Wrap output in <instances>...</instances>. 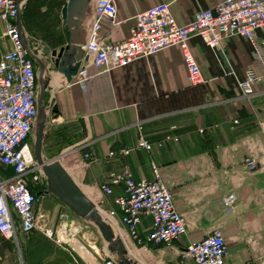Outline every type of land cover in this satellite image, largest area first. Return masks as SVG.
Listing matches in <instances>:
<instances>
[{"label": "crops", "instance_id": "0c3cea01", "mask_svg": "<svg viewBox=\"0 0 264 264\" xmlns=\"http://www.w3.org/2000/svg\"><path fill=\"white\" fill-rule=\"evenodd\" d=\"M219 1L117 0L114 23L102 21L100 34L107 42L126 40L134 17L159 3H168L176 21L185 25L198 11ZM20 14L25 29L22 10ZM2 32L0 22V56L10 47ZM260 36L264 38V31ZM189 45L203 76L196 85L187 79L177 45L124 66L89 68L92 76L80 82L73 77L67 81L58 72L53 50L50 57L41 55L46 64L43 102L48 114L41 156L49 164H59L128 254L142 264H193L190 258L182 260L181 251L215 228L226 238V264H264V83L251 95L239 88L252 64V42L229 37L210 47L193 34ZM138 119L147 120L144 129L149 140L156 142L166 134L177 140L155 144L150 152L133 149L128 155H110L134 145ZM246 157L257 159L256 170L245 167ZM151 162L159 167L187 224V232L170 244L144 242L148 217L138 228L142 239L138 242L119 214L109 215L116 208L113 197L123 191V183L112 184L111 177L128 169L136 179L152 178ZM39 170V182L26 177L39 194L34 205L36 227L31 234L18 232V244L21 240L28 247L35 243L59 247L40 248L38 259L26 253V264H100L109 258L111 250L93 220L78 215L50 190L41 193L47 180L41 166ZM102 184H110L112 194L104 193ZM23 234H30L27 240Z\"/></svg>", "mask_w": 264, "mask_h": 264}, {"label": "built area", "instance_id": "2783aa9c", "mask_svg": "<svg viewBox=\"0 0 264 264\" xmlns=\"http://www.w3.org/2000/svg\"><path fill=\"white\" fill-rule=\"evenodd\" d=\"M24 0H0V22L3 36L10 42L8 50L0 56V236L18 244V232L30 233L36 227L34 205L39 199L27 176L34 183L40 180L31 134L38 115L40 83L36 61L26 47L25 29L18 23V15ZM117 0H91L90 12L83 20L86 31L81 46L80 60L74 81L80 82L95 71L124 66L138 57L152 55L160 49L177 45L180 47L190 84L203 81L198 61L189 40L199 35L210 47H218L229 37H242L252 42V64L246 69L239 88L244 95H251L255 87L264 83V0H221L213 7L198 11L193 20L179 24L168 3H159L138 13L130 34L124 41L107 42L100 34L102 21L114 23ZM87 20V21H86ZM28 45V42H27ZM147 120L135 122L136 138L132 147H122L110 155H128L133 149L151 151L167 140H177L166 134L153 142L145 134ZM176 126H172V129ZM89 157L88 153L84 154ZM245 167L257 169V159L246 157ZM152 178L136 179L128 169L113 175L111 183H123V191L113 197L115 209L110 216L119 214L129 235L141 242L138 228L143 217L150 219V228L144 236L147 244H170L187 232L185 217L174 203L173 193L161 177L159 167L151 162ZM100 188L112 194L110 184ZM43 189L41 193L46 192ZM40 193V194H41ZM229 198V197H228ZM181 257L190 258L193 264H226L228 247L224 232L215 228L199 241L190 243L181 251ZM100 264H117L111 257Z\"/></svg>", "mask_w": 264, "mask_h": 264}, {"label": "water", "instance_id": "95a60500", "mask_svg": "<svg viewBox=\"0 0 264 264\" xmlns=\"http://www.w3.org/2000/svg\"><path fill=\"white\" fill-rule=\"evenodd\" d=\"M90 1L91 0H67L60 10L62 22L68 30L69 43L58 51L53 50L52 57L54 58L56 56L54 66H56L58 72L61 73L67 81H70L76 74L80 60L83 56L81 46L85 43L86 35L83 20L90 12ZM18 23L21 26L20 13L18 15ZM26 47L39 66L38 81L40 83V95L38 99L37 115V119H39L43 95L46 90V83L43 81L46 72V64L31 51L27 45V41ZM42 138L43 126L38 124L33 150L36 162L42 167L46 176L48 190L53 192L63 202L67 203L78 215L95 221L103 238L108 243V248L118 252L122 264H129L124 257L126 253L124 244L120 239H117L114 236L109 226L104 222L98 211L94 209L91 202L75 186L74 182L68 177L57 162L49 164L43 160L41 156Z\"/></svg>", "mask_w": 264, "mask_h": 264}, {"label": "rangeland", "instance_id": "374dc122", "mask_svg": "<svg viewBox=\"0 0 264 264\" xmlns=\"http://www.w3.org/2000/svg\"><path fill=\"white\" fill-rule=\"evenodd\" d=\"M66 1L65 0H24V4L22 7L24 26L28 38L30 40V43L33 46L35 53L38 56L42 55L43 57L46 58L50 57L51 50L60 49L69 43L68 30L62 22L61 13H60L61 7L65 4ZM36 70L38 74L39 72L38 63H36ZM43 81L44 83H46L47 81L46 72H45V76L43 77ZM47 116L48 114L46 112L45 102L42 101L41 114L39 119L36 120V123L34 124L33 131L31 134L30 142H32L33 144H34L38 124L44 127L45 122L47 120ZM44 189H48V184H47V188ZM51 195H53V192H51ZM30 234L28 235L23 234L25 240L28 239L27 237ZM53 245L59 247L55 243L54 244L35 243L32 244V246L28 247L27 244L21 240L18 245L16 243H11V242L1 243L0 241V264H23L22 262L24 261V258L26 264V253H29L31 258L38 259L40 248L42 249L47 248L48 250L49 248H52ZM109 253H110L109 257L113 258L117 264H122L121 258L117 251L111 250ZM124 257L126 261L129 262V264H142L140 261L136 260L132 255H129L127 250ZM182 260H185V258H183ZM180 264H184V263L181 261Z\"/></svg>", "mask_w": 264, "mask_h": 264}, {"label": "bare ground", "instance_id": "6f19581e", "mask_svg": "<svg viewBox=\"0 0 264 264\" xmlns=\"http://www.w3.org/2000/svg\"><path fill=\"white\" fill-rule=\"evenodd\" d=\"M25 34H26V31H25ZM26 38H28V36H27V34H26ZM27 42H28V40H27ZM28 46H29V48L31 49V51L34 53V54H36L35 53V51L32 49V47L29 45V43H28ZM37 55V54H36ZM38 56V55H37ZM39 58H40V56H38ZM41 59V58H40Z\"/></svg>", "mask_w": 264, "mask_h": 264}, {"label": "trees", "instance_id": "16d2710c", "mask_svg": "<svg viewBox=\"0 0 264 264\" xmlns=\"http://www.w3.org/2000/svg\"><path fill=\"white\" fill-rule=\"evenodd\" d=\"M34 191V190H33ZM0 241H1V243H6L7 241H6V239H4L3 237H1L0 236Z\"/></svg>", "mask_w": 264, "mask_h": 264}]
</instances>
